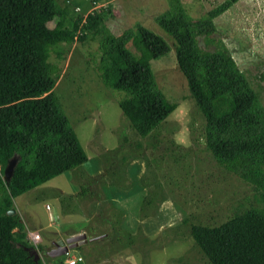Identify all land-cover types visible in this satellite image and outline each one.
<instances>
[{
    "label": "rangeland",
    "instance_id": "obj_1",
    "mask_svg": "<svg viewBox=\"0 0 264 264\" xmlns=\"http://www.w3.org/2000/svg\"><path fill=\"white\" fill-rule=\"evenodd\" d=\"M56 1L67 19L84 20L88 13L105 10L101 16L114 36L141 25L161 38L169 52L149 64L158 89L176 108L149 135L138 136L117 105L123 94L97 78L98 37L88 35L62 47L59 60L50 53L49 62L58 69L53 93L87 160L14 199L28 232L39 236L37 246L44 250L38 257L46 264H66L78 256L82 264H207L188 225H219L236 211L262 204L253 188L219 165L205 147V123L177 68L172 41L154 21L172 0ZM223 1L180 0L192 20ZM213 24L209 37L197 38L199 47L226 51L264 107V1L238 0ZM126 48L139 55L131 41ZM81 229L86 244L46 258L51 241Z\"/></svg>",
    "mask_w": 264,
    "mask_h": 264
},
{
    "label": "trees",
    "instance_id": "obj_2",
    "mask_svg": "<svg viewBox=\"0 0 264 264\" xmlns=\"http://www.w3.org/2000/svg\"><path fill=\"white\" fill-rule=\"evenodd\" d=\"M236 1L225 0L192 20L180 0H172L154 19L171 39L177 68L201 113L207 151L250 185L262 204L236 211L219 225H188L207 264H264V107L226 51L201 49L197 41L214 32L213 19ZM103 11L67 19L56 0H0V264H46L38 257L42 246L31 245L20 216L8 212L15 210V198L87 160L53 93L58 69L50 53L59 60L62 47L98 37L97 78L123 94L117 105L138 136L149 135L176 108L158 89L149 64L169 52L167 44L141 25L110 34ZM130 41L138 56L127 50ZM13 157L6 182L4 169Z\"/></svg>",
    "mask_w": 264,
    "mask_h": 264
},
{
    "label": "water",
    "instance_id": "obj_3",
    "mask_svg": "<svg viewBox=\"0 0 264 264\" xmlns=\"http://www.w3.org/2000/svg\"><path fill=\"white\" fill-rule=\"evenodd\" d=\"M16 164L15 158H11L4 169L3 178L6 182H8L12 176L13 168ZM15 210H10L8 212L9 215L14 214ZM88 240L86 239V236L84 234H79L75 236H71L66 239H61L56 242H54V247L48 251L47 256L50 258H56L63 256L68 253L69 250L75 249L77 247H80L81 245L85 244ZM36 258V255H35Z\"/></svg>",
    "mask_w": 264,
    "mask_h": 264
},
{
    "label": "built area",
    "instance_id": "obj_4",
    "mask_svg": "<svg viewBox=\"0 0 264 264\" xmlns=\"http://www.w3.org/2000/svg\"><path fill=\"white\" fill-rule=\"evenodd\" d=\"M27 236H28L27 238L28 242L34 247H36V245L39 243V240H40L38 234L34 232H28L27 230ZM81 262H83V259L80 256L76 258L70 257L69 259H67L66 264H79Z\"/></svg>",
    "mask_w": 264,
    "mask_h": 264
},
{
    "label": "crops",
    "instance_id": "obj_5",
    "mask_svg": "<svg viewBox=\"0 0 264 264\" xmlns=\"http://www.w3.org/2000/svg\"><path fill=\"white\" fill-rule=\"evenodd\" d=\"M79 234H86L85 233V230L84 229H81V231L80 232H77V233H75V234H71V235H67L65 238H59V239H57V240H60V239H66V238H69V237H71V236H75V235H79ZM86 236V235H85ZM87 239V238H86ZM88 240V239H87ZM54 241H51L49 244H52ZM56 242V241H55ZM86 244V243H85ZM84 245V244H83ZM82 246V245H81ZM80 246V247H81ZM81 257H83V256H81ZM82 263H84V260H83V262H81L80 264H82Z\"/></svg>",
    "mask_w": 264,
    "mask_h": 264
},
{
    "label": "flooded vegetation",
    "instance_id": "obj_6",
    "mask_svg": "<svg viewBox=\"0 0 264 264\" xmlns=\"http://www.w3.org/2000/svg\"><path fill=\"white\" fill-rule=\"evenodd\" d=\"M53 244H54V242L51 244V245H52L51 249L54 247V245H53ZM77 248H78V247H77ZM51 249H49V251H50ZM46 253H48V252H46Z\"/></svg>",
    "mask_w": 264,
    "mask_h": 264
},
{
    "label": "clouds",
    "instance_id": "obj_7",
    "mask_svg": "<svg viewBox=\"0 0 264 264\" xmlns=\"http://www.w3.org/2000/svg\"><path fill=\"white\" fill-rule=\"evenodd\" d=\"M83 259V258H82ZM80 264V263H79Z\"/></svg>",
    "mask_w": 264,
    "mask_h": 264
}]
</instances>
